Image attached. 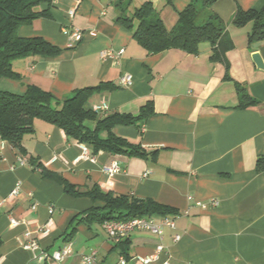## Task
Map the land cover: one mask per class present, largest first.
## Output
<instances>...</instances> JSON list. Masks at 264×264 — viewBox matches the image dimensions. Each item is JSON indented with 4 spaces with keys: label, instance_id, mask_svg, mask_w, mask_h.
Listing matches in <instances>:
<instances>
[{
    "label": "crops",
    "instance_id": "crops-1",
    "mask_svg": "<svg viewBox=\"0 0 264 264\" xmlns=\"http://www.w3.org/2000/svg\"><path fill=\"white\" fill-rule=\"evenodd\" d=\"M147 1L171 30L191 0H133L132 8ZM238 6L261 9L264 0H218L210 8L224 20L234 43L225 54L228 78L226 63L211 58L209 42L200 45L198 54L180 48L150 54L117 21L114 0H53L49 16L18 30L21 37H42L62 51L15 60L13 69L21 77H1L0 90L23 94L35 85L62 99L75 89L111 82L116 88L88 101L91 107L108 105L104 115H137L148 101L154 103V114L141 128L118 124L114 132L148 151L158 150L155 160L105 151L92 153L94 160L83 158L81 145L86 143L40 118L23 139L27 161L39 160L74 185L98 184L105 191L152 199L176 211L169 215L176 227L163 226L162 237L145 229L130 233L127 264H144L139 257L155 253L158 244L165 250L149 264H264V171L256 167L258 157L264 156V70L252 58L258 51L264 59V41L250 44L253 24L233 23ZM76 30L83 35L78 42L73 38ZM121 49L118 58L102 57V51ZM125 73L133 75L131 86L120 84ZM237 85L257 103L238 107ZM21 158L17 148L0 139V264H81L82 256L92 252L98 264H119L123 256L104 224L82 223L72 237L65 235L78 213L103 202L66 193L56 179ZM112 161L119 163L120 172L103 170ZM17 183L20 192L11 196ZM212 200L218 205L197 204ZM27 232L41 251L70 244L72 252L63 261L35 256L25 248ZM177 234L181 238L175 241Z\"/></svg>",
    "mask_w": 264,
    "mask_h": 264
},
{
    "label": "trees",
    "instance_id": "trees-1",
    "mask_svg": "<svg viewBox=\"0 0 264 264\" xmlns=\"http://www.w3.org/2000/svg\"><path fill=\"white\" fill-rule=\"evenodd\" d=\"M218 0H191L180 12L175 26L169 30L155 8L152 1H147L132 8L133 0H114L118 11L117 21L133 31L137 41L150 54L164 52L171 48H180L192 54H198L200 45L209 42L212 47L211 58L214 61H224L229 77V63L226 52L234 47L227 33L224 20L211 6ZM53 0H0V78H20L21 75L13 69V62L29 55L55 56L62 49L46 41L42 37H21L19 28L32 24L36 19L49 16ZM171 4L172 0H166ZM43 4L47 8L40 9ZM233 23L242 27L252 23L248 34L249 43L264 41V7L245 10L238 6L233 16ZM116 85L111 82H101L73 90L70 94L58 99L51 92L29 85L23 94L0 90V139L11 143L26 156L23 139L34 132V121L37 118L59 126L69 138L92 147V153L100 151L112 154H125L155 160L158 150L148 151L140 142H134L127 137L114 132L118 124H142L154 114V103L148 101L137 115L129 113L103 114L88 105L89 99L98 93L111 91ZM240 94L238 107L246 108L257 103L243 87L237 85ZM105 113V112H104ZM94 122V126L89 123ZM31 166L41 168L44 176L52 177L64 186L65 192L75 196H87L92 200H100L103 206H92L78 213L71 222L66 238L74 235L76 227L85 223L103 225L109 221H127L137 217L169 216L176 211L152 199H141L132 195L117 194L105 191L98 184L80 187L68 182L64 177L46 170L39 160L28 159ZM257 171H264V156L257 159ZM114 248L126 260L131 256V238L129 236L114 241Z\"/></svg>",
    "mask_w": 264,
    "mask_h": 264
},
{
    "label": "built area",
    "instance_id": "built-area-1",
    "mask_svg": "<svg viewBox=\"0 0 264 264\" xmlns=\"http://www.w3.org/2000/svg\"><path fill=\"white\" fill-rule=\"evenodd\" d=\"M74 14V13H71ZM83 35L80 31L76 30L73 32V38L75 41H80L82 39ZM124 52V49H121L118 52L113 51H102V57L103 58H118L121 56ZM120 84L122 86H131L133 84V75L130 73H125L120 77ZM97 111H104L108 108V105L102 104V105H96L93 107ZM82 155L81 157L86 159H93L94 155H92V152L88 145L82 144ZM21 162L26 164L27 159L21 158ZM103 170L106 173L109 174H115L117 172L121 171V167L117 161H112L110 164L105 165L103 167ZM20 192V183H17L15 188L11 191V196H17ZM201 208H207L210 206L218 205L217 200H212L210 202H198L197 203ZM52 212V209L50 210ZM11 222L13 224H19V220L16 218L11 217ZM169 226L171 228L176 227L175 219L171 218L170 216L163 217L160 221H157L154 217H137L133 218L127 221H109L104 223V226L109 234V236L114 241H119L121 238H125L130 235L132 231L135 229H145L149 230L154 234H157L159 237L163 236V226ZM26 236L29 238V241L25 244V248L32 250L35 253V256L44 257V258H51L55 261H63L71 252L72 247L70 244H68L65 247H62L60 249H57L53 252H46L40 250V245L36 238H33L30 232L26 233ZM181 238L179 234L175 236V241H178ZM165 250V247L163 244H158L155 250V253L149 256H140L141 262L144 264L152 263L153 261L157 260L159 255ZM40 251V252H39ZM81 264H98L96 253L92 252L89 254H84L81 258ZM119 264H127V260L124 257L120 258ZM166 264H170L169 262Z\"/></svg>",
    "mask_w": 264,
    "mask_h": 264
},
{
    "label": "water",
    "instance_id": "water-1",
    "mask_svg": "<svg viewBox=\"0 0 264 264\" xmlns=\"http://www.w3.org/2000/svg\"><path fill=\"white\" fill-rule=\"evenodd\" d=\"M253 61L259 69L264 70V59L260 52L256 51L252 54Z\"/></svg>",
    "mask_w": 264,
    "mask_h": 264
},
{
    "label": "rangeland",
    "instance_id": "rangeland-1",
    "mask_svg": "<svg viewBox=\"0 0 264 264\" xmlns=\"http://www.w3.org/2000/svg\"><path fill=\"white\" fill-rule=\"evenodd\" d=\"M176 22V21H175Z\"/></svg>",
    "mask_w": 264,
    "mask_h": 264
}]
</instances>
